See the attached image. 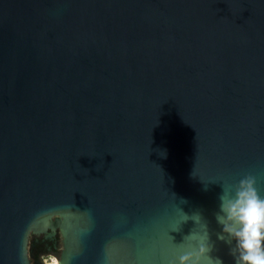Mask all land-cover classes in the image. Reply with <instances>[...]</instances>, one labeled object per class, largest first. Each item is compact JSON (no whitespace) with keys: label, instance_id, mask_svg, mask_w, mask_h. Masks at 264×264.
Segmentation results:
<instances>
[{"label":"water","instance_id":"95a60500","mask_svg":"<svg viewBox=\"0 0 264 264\" xmlns=\"http://www.w3.org/2000/svg\"><path fill=\"white\" fill-rule=\"evenodd\" d=\"M264 197V0H0V264H171ZM45 264V263H44Z\"/></svg>","mask_w":264,"mask_h":264},{"label":"clouds","instance_id":"9594fccd","mask_svg":"<svg viewBox=\"0 0 264 264\" xmlns=\"http://www.w3.org/2000/svg\"><path fill=\"white\" fill-rule=\"evenodd\" d=\"M215 220L220 229L217 240L228 247L233 264H264V197L255 176L249 174L235 184L223 186ZM187 240L171 264H223L220 257L212 255L214 245L207 232L192 233ZM45 264L61 261L49 256Z\"/></svg>","mask_w":264,"mask_h":264},{"label":"trees","instance_id":"16d2710c","mask_svg":"<svg viewBox=\"0 0 264 264\" xmlns=\"http://www.w3.org/2000/svg\"><path fill=\"white\" fill-rule=\"evenodd\" d=\"M49 254L54 253L52 251H49L46 246H44L42 238L36 239L35 237H31L29 244V256L32 264H37V261L44 259V257Z\"/></svg>","mask_w":264,"mask_h":264},{"label":"flooded vegetation","instance_id":"af4514ba","mask_svg":"<svg viewBox=\"0 0 264 264\" xmlns=\"http://www.w3.org/2000/svg\"><path fill=\"white\" fill-rule=\"evenodd\" d=\"M36 239L42 238V241L44 242V246L49 251H52L54 255H57L59 252V237L55 236L52 239H44L42 236L41 237H35ZM37 241V240H36ZM37 264H44L43 259L40 261H37Z\"/></svg>","mask_w":264,"mask_h":264},{"label":"rangeland","instance_id":"374dc122","mask_svg":"<svg viewBox=\"0 0 264 264\" xmlns=\"http://www.w3.org/2000/svg\"><path fill=\"white\" fill-rule=\"evenodd\" d=\"M48 257H44V259H43V262L45 263V260L47 259Z\"/></svg>","mask_w":264,"mask_h":264}]
</instances>
